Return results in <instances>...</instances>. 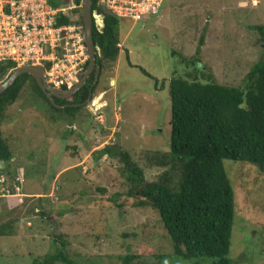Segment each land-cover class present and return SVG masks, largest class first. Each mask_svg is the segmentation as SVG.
Segmentation results:
<instances>
[{"label": "rangeland", "instance_id": "rangeland-1", "mask_svg": "<svg viewBox=\"0 0 264 264\" xmlns=\"http://www.w3.org/2000/svg\"><path fill=\"white\" fill-rule=\"evenodd\" d=\"M256 25H264V0H165L145 22L119 19L120 51L103 62L90 101L73 115L52 110L29 78L1 124L13 156L5 173L10 183L22 173L23 190L0 199V224H14L13 235L0 236V264H32L61 241L74 264H121L129 253L139 254L130 264H195L174 255L154 209L133 206L118 157L95 152L122 149L147 181L157 179L168 167L147 157L169 150L170 79L243 87L251 66L264 61ZM93 100L102 102L99 111ZM223 166L234 192L230 264H264V173L247 161ZM22 191L51 194L42 205L52 211Z\"/></svg>", "mask_w": 264, "mask_h": 264}, {"label": "trees", "instance_id": "trees-1", "mask_svg": "<svg viewBox=\"0 0 264 264\" xmlns=\"http://www.w3.org/2000/svg\"><path fill=\"white\" fill-rule=\"evenodd\" d=\"M75 1L79 24L83 26L81 0ZM50 2L56 4V0ZM61 2L66 4L68 0ZM91 9L103 15L101 29L92 23L93 42L99 48L96 64L102 68L104 61L113 62L119 53V18L97 6L95 0L91 1ZM62 19L67 22L66 17ZM251 28L264 34V25ZM202 44L203 35L199 38V46ZM199 46L196 53H199ZM87 64L88 61L85 68ZM8 67L9 63L0 64V77ZM143 72L149 75L145 70ZM29 78L37 94L52 110L73 115L82 108L89 95L94 72L70 100L55 98L59 107L51 104L30 74L23 73L16 78L0 95V161L6 164L13 156L1 131L5 109L16 101ZM243 81V87H238L211 80L170 79L169 150L155 151L147 157L151 165L168 167L155 180L147 181L143 169L122 149L106 144L95 152L98 156L114 154L118 157L121 162L118 170L129 184L133 206L154 209L170 235L174 255L196 260L195 264L202 260H213L212 264H230L228 254L233 229L234 192L223 159L256 164L264 173V61L254 63ZM76 103L82 105L71 106ZM21 190L22 184L19 194L4 198L20 197ZM22 194V198H36L43 211H52V208L42 205L43 198L52 200L51 194L35 196V193L24 191ZM115 206L120 208L118 204ZM13 226L10 221L0 224V236L13 235ZM138 256L126 254L121 264H130ZM58 263L74 264L65 251L64 241L59 243L55 252L32 260V264Z\"/></svg>", "mask_w": 264, "mask_h": 264}, {"label": "built area", "instance_id": "built-area-1", "mask_svg": "<svg viewBox=\"0 0 264 264\" xmlns=\"http://www.w3.org/2000/svg\"><path fill=\"white\" fill-rule=\"evenodd\" d=\"M0 0V63H9L7 75L23 65L44 67V82L57 89L71 88L88 61L83 26L75 0ZM165 0H95L119 19L136 23L161 12ZM97 13L96 11H93ZM98 14V13H97ZM103 27V15L99 14ZM66 17L67 22L63 19ZM99 108L95 107L94 111ZM0 161V197L20 193L23 174L10 183ZM9 184V185H8ZM13 190V192H10Z\"/></svg>", "mask_w": 264, "mask_h": 264}, {"label": "water", "instance_id": "water-1", "mask_svg": "<svg viewBox=\"0 0 264 264\" xmlns=\"http://www.w3.org/2000/svg\"><path fill=\"white\" fill-rule=\"evenodd\" d=\"M91 1L92 0H81V4H80L81 17L83 23V37L88 51V64L81 78L78 80V82L75 83L71 88H67V89L53 88L44 82L43 66L23 65L14 69L5 80L0 82V95L14 83L17 77H19L23 73H27L34 78L36 84L42 90L45 96L49 99L51 104H53L56 107H59V105L55 102V98L67 99L72 97L75 92H77L81 87L85 85L89 75L94 72V80L89 87V95L86 101L82 104H85L86 102L90 101L92 96V88L96 83L100 71V67L96 64V60L99 56L98 53L99 48L93 42L92 23L94 22L95 24L102 26V20L100 15L94 13L91 9ZM79 105H81V103L72 104L71 106H79Z\"/></svg>", "mask_w": 264, "mask_h": 264}, {"label": "clouds", "instance_id": "clouds-1", "mask_svg": "<svg viewBox=\"0 0 264 264\" xmlns=\"http://www.w3.org/2000/svg\"><path fill=\"white\" fill-rule=\"evenodd\" d=\"M118 46H119V48L121 47V44H120V42L118 43ZM98 53H99V49H98ZM0 64H2V63H0ZM20 67V66H19ZM16 69V68H15ZM86 69V68H85ZM12 72V71H11ZM11 72H9L8 73V75L11 73ZM7 73V69H6V71H5V73L4 74H6ZM8 75H7V77H8ZM90 76V75H89ZM112 83V82H111ZM94 102V100L92 101V106L95 108V107H97V108H99L100 109V107L102 106L101 105V101H98V103H93Z\"/></svg>", "mask_w": 264, "mask_h": 264}, {"label": "crops", "instance_id": "crops-1", "mask_svg": "<svg viewBox=\"0 0 264 264\" xmlns=\"http://www.w3.org/2000/svg\"><path fill=\"white\" fill-rule=\"evenodd\" d=\"M119 51H120V49H119ZM101 105H103L102 102H101ZM116 118H118L117 115H116ZM116 128H117V127H116ZM116 128H115V129H116ZM117 129H118V128H117Z\"/></svg>", "mask_w": 264, "mask_h": 264}, {"label": "flooded vegetation", "instance_id": "flooded-vegetation-1", "mask_svg": "<svg viewBox=\"0 0 264 264\" xmlns=\"http://www.w3.org/2000/svg\"><path fill=\"white\" fill-rule=\"evenodd\" d=\"M69 98H67L66 100H68ZM62 107V106H61ZM100 109H98V111H99Z\"/></svg>", "mask_w": 264, "mask_h": 264}]
</instances>
